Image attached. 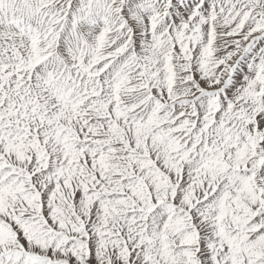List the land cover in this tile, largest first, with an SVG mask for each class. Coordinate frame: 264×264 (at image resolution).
<instances>
[{
  "label": "snow or ice",
  "instance_id": "1",
  "mask_svg": "<svg viewBox=\"0 0 264 264\" xmlns=\"http://www.w3.org/2000/svg\"><path fill=\"white\" fill-rule=\"evenodd\" d=\"M0 264H264V0H0Z\"/></svg>",
  "mask_w": 264,
  "mask_h": 264
}]
</instances>
